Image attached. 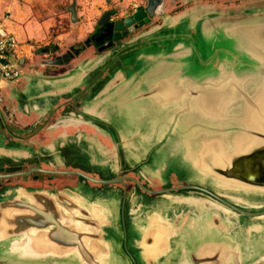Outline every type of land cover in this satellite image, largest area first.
I'll return each mask as SVG.
<instances>
[{
	"label": "crops",
	"instance_id": "crops-1",
	"mask_svg": "<svg viewBox=\"0 0 264 264\" xmlns=\"http://www.w3.org/2000/svg\"><path fill=\"white\" fill-rule=\"evenodd\" d=\"M67 1L70 0H64V2ZM111 1V9L104 10ZM115 1L74 0L68 8L69 18L64 19L63 23L41 22L43 9L36 8L41 14L34 17L30 5H25L24 10L20 9L23 12L26 11L28 17L20 16L18 12L13 21L4 20L8 30L21 44L23 57L19 67L21 77L15 81L16 83H0V137L4 138L0 139V177H6L0 179V189L7 188L9 195L18 192L19 196V187L25 191L35 189L52 191L54 187L51 183L65 184L70 189H75L78 185V179L75 177H55L41 173L19 177V173L32 169L51 172L80 170L99 180L102 176V180L121 176L134 178L133 171L137 168L136 165L147 158V161L151 159L148 165L149 170L157 178L161 179L167 175L176 166L170 169L164 167L165 163L161 167L156 166L158 159L164 154L166 142L174 136V132H171L169 128L177 120L176 112L169 113L168 107H163L166 105L156 104L164 93L163 88L157 97L151 100L152 97L149 94L156 95V93H152L149 86L159 79L180 74L181 79H174V77L171 79L170 92L172 93L175 84L183 83V76L191 78L190 76L199 75L192 70L188 58L192 60L193 57L200 56V53L207 56L209 50L204 48L198 51L193 37L194 29H201L205 39L208 36L210 39L212 37V40L219 44L217 53H222L220 55L222 56L228 55V52H224L227 51L226 48L222 47V42L227 38L223 36V33H226L227 29L236 24H252L264 20V0H188V2L181 0L180 4L175 5L171 0H166L171 9L166 12L163 10L166 4L161 5L163 14L154 18L148 30L145 29L144 32L136 35L137 40L145 35L149 37V41L145 42L143 38L139 45L134 47L133 52L134 58L136 57L135 62L142 65V68H149V71L162 68L165 72L161 74L156 72L151 80L141 81L136 86V92L128 97L123 89L108 93H104L103 89L100 91V85L96 81L104 59L96 55L93 47L87 48L78 56L73 54L74 56L67 61H60L97 30L102 16L109 10L125 8L127 11L129 8L131 10L134 6L137 7V3H139L138 7H144L147 4L146 0H127V4L122 6L117 5ZM90 2L93 6L89 10L87 6L85 7V3ZM72 6L76 7L79 20L77 23L72 21ZM125 9L123 17L127 14ZM236 11L239 13H230ZM163 26L165 27L160 28ZM40 27L43 30L35 36ZM186 27L187 30L184 31ZM44 42H48V47H40L39 43ZM158 43L167 45L168 52H162L160 49L163 47L157 49ZM215 43L213 46L216 45ZM173 47L175 49L171 52L170 49ZM213 52L211 46L210 54ZM212 67L213 62L210 70ZM174 89H177L176 86ZM139 95L141 99L136 100ZM83 101H89V105L82 108L76 107L77 103L81 104ZM64 108L71 112L69 118L61 116ZM119 109L124 110V117L129 118L127 129L131 137L127 140L128 137L122 134L124 141H119L115 138L100 136L94 127L97 121L94 119L115 118L117 117L115 113ZM91 118H94L92 122H88ZM169 132L173 134L170 136ZM120 145L122 148L118 149ZM159 147L163 148L162 152L157 155L153 153L154 151L151 152L152 148ZM7 176L13 177L7 178ZM83 184L84 186L76 191L78 196L72 193L71 196L81 200L83 207L88 204L99 206L98 208L102 209L101 218L105 220L102 228H107L108 224L112 226L115 217L120 214L123 186L117 184L107 188L101 186L95 188L84 181ZM127 186L131 187L129 184H126ZM185 197L186 193L164 195L149 202L142 196L139 197L138 203L130 200L131 208L134 211L137 210L144 230L153 220L155 233L163 227V222L169 223L166 213L186 205L196 209L198 219L204 222L207 228L195 244L189 241V247L185 242L179 244L180 239L184 237L183 241H185L188 235H184L183 232L177 234L173 238L174 241L176 240V245L172 251L166 249V246L163 248L162 237L157 236L156 241L160 244H157L160 249L158 255L155 254L156 249H153V246L149 247L150 236L148 237V233H145L141 238V244L147 243L148 250L136 249L142 263L154 261L155 264H232L231 261L240 250V245L232 236L235 224L231 213L225 212L222 208L220 210L208 202L202 203V199L195 200L197 203L189 204L184 202V199L190 198ZM9 200H12V196ZM246 205L255 206L253 203L250 205L246 203ZM214 217L218 225L212 223ZM246 225L249 227L250 241L247 249L250 245L256 247L262 244L264 238L256 237L255 234L257 233L258 236V232H264V217L246 220ZM252 226L257 229H253ZM135 242H138V239ZM173 254L176 256L174 257ZM14 257L19 259L17 255ZM165 259L166 261L163 262ZM23 261L30 263L27 260ZM59 262L41 259L33 263L60 264ZM63 262L74 264L70 263V260L61 261L62 264Z\"/></svg>",
	"mask_w": 264,
	"mask_h": 264
},
{
	"label": "water",
	"instance_id": "water-1",
	"mask_svg": "<svg viewBox=\"0 0 264 264\" xmlns=\"http://www.w3.org/2000/svg\"><path fill=\"white\" fill-rule=\"evenodd\" d=\"M161 5L160 0H147L146 6H137L115 21L105 14L97 26L96 41L111 38L112 43L104 51L133 37L151 19L163 14ZM71 13L72 21L77 23L75 6ZM223 36L227 38L222 47L228 55L219 56L210 72L183 76V83L175 84L172 93L171 79H181L180 74L149 86L156 93L149 94L151 100L164 89L156 104L166 105L163 107H168L169 113L175 111L177 118L169 124L174 136L166 142L156 167L164 163L166 169L176 166L188 177L218 190L264 191V20L233 25ZM91 46L89 40L85 47ZM33 173L74 174L89 179L80 173L38 169L19 176ZM5 189L0 195V245L8 242L13 255L19 254L22 260H70L75 264H110L116 257L104 244L111 243V239L106 236L107 228H102V209L95 204L83 207V202L74 197L78 196L75 190L25 191L19 187L18 196V192L9 195ZM24 244H31V255L13 249ZM159 253L157 246L155 254Z\"/></svg>",
	"mask_w": 264,
	"mask_h": 264
},
{
	"label": "flooded vegetation",
	"instance_id": "flooded-vegetation-1",
	"mask_svg": "<svg viewBox=\"0 0 264 264\" xmlns=\"http://www.w3.org/2000/svg\"><path fill=\"white\" fill-rule=\"evenodd\" d=\"M134 10L137 9L136 6L132 8ZM132 13L130 11L127 12ZM232 14H238L239 11H236L235 13L230 12ZM105 14H110L111 16V21H115L118 19H121L123 17V11L122 9L119 8H114V10H109ZM104 14V16H105ZM126 15V14H125ZM124 15V16H125ZM102 16L101 20L104 18ZM100 20V21H101ZM154 18L151 19L150 24H148L144 29L141 31L137 32L133 37L128 38V39H123L119 43H115L112 48H109L107 50L103 49L107 46H110L112 43L111 38L108 39L107 41L104 42H97L95 37L97 31H95L83 44H87L89 40H91L92 46L95 49V53L98 56H101L103 60V65L100 67L99 73H98V80L96 81L100 85V91L103 89L104 93H108L109 91H117L123 89V92L127 94L128 97H130L132 94L136 92V86H138L141 81H147L148 79L151 80L152 76L158 73H163L165 72L164 69L162 68H157L153 71H149V68H142V65L137 64L135 61L136 57L134 58V47L139 43L140 41L144 38V41H149V37L143 35L139 40L136 39V35L140 32H144L145 29L148 30L150 28L151 24H153ZM188 26V25H187ZM160 27V28H164ZM183 30V27H182ZM187 30V27L184 31ZM205 34L201 29H194L193 30V37H194V42L197 43L198 46V51L202 50L204 48L209 50L208 55H201L196 56V58L193 57V59L188 58L189 64L192 66V70L194 72H198L199 74H206L210 71V66L212 62H214L222 53H217V48L219 47V44L215 43L208 37L205 39ZM193 42V43H194ZM214 43L216 44L215 46ZM81 45H77L76 48L72 49L73 50H78L77 48L80 47L81 51L79 54H81L84 50L87 48L91 47H85ZM82 46V47H81ZM211 46L213 47V54H210L211 51ZM157 49H160L163 47V49H160L162 52H168L167 51V45L158 43L156 45ZM175 48L173 47L171 52ZM219 49V48H218ZM79 51V50H78ZM102 51V52H101ZM159 51V52H161ZM72 52L70 55L67 54L63 57V59H60V61L64 60L67 61L68 59H71L74 55L78 56L79 54H74ZM105 61V62H104ZM148 62V61H146ZM149 71V72H148ZM155 73V74H154ZM89 105V101H83L81 104L76 105V107L82 108L83 106L85 107L86 105ZM80 105V106H79ZM87 105V106H88ZM62 109V108H61ZM64 110V111H63ZM62 110V117H68L71 115V112L66 111V108ZM122 111V112H121ZM120 112L122 114H120ZM124 110L119 109L118 112L115 113L117 117L111 118V119H94L91 118L88 122H92V120H97L94 123L95 129L98 131V134L100 136H106L111 139L115 138L119 141H124V138H122V134L126 135L128 138L127 140L131 137L130 136V131L127 129V123L128 119L127 117H124ZM122 115V117H121ZM53 117V116H52ZM69 118V117H68ZM170 136L173 134L171 132ZM164 136V135H163ZM166 136V135H165ZM164 136V137H165ZM97 138V137H96ZM122 148L120 145L118 149ZM154 151V152H153ZM163 148H152L151 152L157 155V153L162 152ZM150 152V153H151ZM149 153V154H150ZM120 156V154H119ZM149 157V156H148ZM156 157V156H154ZM151 162V159L147 161L144 160L140 164L136 165L137 168L133 171L135 177H130L127 178L125 176H121L118 178H114L111 180H102L101 179H96L88 175V173L84 171H65V172H58V173H80L89 179H86L84 177L78 176V175H55V174H45V175H50V176H55V177H75L78 179V185L75 187V190L77 191L79 188L83 187V181L87 184L95 186H101V187H106L110 185H101V184H96L92 182V180L96 182H107V181H116V184H112L111 186L121 184L123 186L122 190V200L120 203V214L118 217H115L114 221L112 222V226L107 225L106 229V236H109V234L114 233L115 236H117V241H113L111 238V243H106V249L111 250L112 253L115 254V258L111 261H109L110 264H143L141 261V258L139 254L137 253L138 250H148L147 243L146 244H141L142 237L145 233H148V240L150 241L149 247L153 246V249L157 248V236H161V244L163 243L164 247L166 246V249L172 251L173 247L176 245V240L174 241V237L177 236V234H183L186 236L188 235L187 239L183 241L182 237L179 241V244L181 245V242L187 243L186 246L189 247V241H191L193 244H195L199 236L206 230L207 228L204 226V222L200 221L198 219V216L196 214V209L192 206H182L176 208V210L172 209L173 212H168L166 213L169 223L163 222V227L159 228L155 233V223L152 220L150 222V225L144 230L143 224L141 222V219L139 215L137 214V210H132V201H135L138 203V199L140 196L146 198L147 202L149 201H154L158 197H162L164 195H179L186 193L193 195L196 200L202 199L206 200L210 205H214L218 209L221 210L224 209L225 212L231 213L232 217L234 218V229L232 231V236L234 241L238 245H240V250L236 253V256L233 257L231 263L232 264H264V242L260 245H250L249 249H247V245L250 242L248 237L249 233V227L246 225V220H252L255 218H262L264 217V191H258L255 193H245L242 190H218L213 188V186H209L207 183H201L198 182L197 180H194L186 175V173L178 169V167L172 168L167 175L162 177L161 179L157 178L156 175H154L150 170H149V163ZM35 170V169H32ZM31 170V171H32ZM42 170V169H38ZM46 171V170H44ZM30 172V171H28ZM25 172V173H28ZM48 172V171H47ZM51 172V171H49ZM25 173H19L20 174H25ZM163 175V173H161ZM17 176V175H16ZM22 177V176H19ZM27 177V176H23ZM5 177H0V179H4ZM91 179V181H90ZM166 181H172L174 182L173 185H171V188L167 189L168 187L165 186ZM126 184H129L131 187L127 186ZM52 187H54L53 190H69L70 187L66 186L65 184H59V183H51ZM50 185V186H51ZM163 185V186H162ZM161 186L163 187V190L161 189ZM209 186V187H208ZM56 187V188H55ZM3 190H6L4 188L0 189V195ZM183 191V192H182ZM94 195V194H93ZM132 198V199H131ZM132 200V201H130ZM169 201V199H168ZM184 202H187L189 204H192L191 199H184ZM246 203L250 204H255V208H252L254 206H249L248 210L244 209L245 207H248ZM136 205V204H135ZM150 209H153L149 206ZM137 209V208H136ZM157 209V208H156ZM134 211V212H133ZM212 223L214 225H218V222L216 218H212ZM245 224V225H244ZM253 229L255 226H252ZM184 228H186L184 230ZM107 230H110L111 233H108ZM122 234V235H121ZM120 236V238H119ZM256 237H261L262 239L264 238V232L260 231L255 234ZM172 237V239H171ZM138 239V242H135V240ZM260 239V238H259ZM123 240H125L126 245L124 246ZM138 243V244H137ZM130 245V246H129ZM160 245V244H159ZM246 245V246H245ZM31 244L29 245H15L14 250L21 251L23 255H31L32 248ZM129 248L130 252L132 251L133 253L137 254L138 256V262L137 260L133 259L130 261L125 254V250L123 248ZM162 248V250H163ZM180 251V248H179ZM12 249H9V252L4 254L3 256L0 257V264H19V259L13 258V256L16 255H10ZM123 252V253H121ZM120 253V254H119ZM177 253V251H175ZM181 253V252H180ZM33 254V253H32ZM19 256V254H17ZM175 257L176 254H173ZM102 257V256H99ZM1 258H3L1 260ZM28 262L32 263V260H27ZM166 259L163 261L165 262ZM37 262V261H34ZM25 263V262H24ZM27 263V262H26ZM62 264L61 262H59ZM70 263H74L70 261ZM63 264H67L63 262ZM75 264V263H74ZM144 264H155L154 261H147Z\"/></svg>",
	"mask_w": 264,
	"mask_h": 264
},
{
	"label": "rangeland",
	"instance_id": "rangeland-1",
	"mask_svg": "<svg viewBox=\"0 0 264 264\" xmlns=\"http://www.w3.org/2000/svg\"><path fill=\"white\" fill-rule=\"evenodd\" d=\"M116 1H117V5H120L121 4L122 6L125 5V4H127V2H128L127 0H116ZM138 1H140V0H138ZM73 2H74V0H70V1H67V2H64V0H27L26 2H23L22 0H0V22H4V20H7V19L13 21L14 18H15V15L18 12H19V15L20 16L24 15V16L28 17V14L25 13L26 11L23 12L20 9L22 8L24 10L25 5H30L32 7V12H33L34 17L35 16H39L42 13L43 17L40 18L41 22L46 21V22H50V23L51 22H53V23H55V22L56 23L62 22L63 23L64 22V19L69 18L68 8H69V6ZM146 2H147V0H146ZM160 2L162 3V5L163 4H166L164 6V8H163V10H165L166 12L169 11V9H171L170 4L166 0H160ZM171 2L175 5L177 3L180 4L181 0H171ZM184 2H188V0H186ZM85 4H86L85 7L86 6L88 7L87 9H89V8H91L93 6V3L92 2H90L89 4L88 3H85ZM136 5L139 6V3H137ZM107 6L108 7H105L104 10L111 9V7H112V1H111V4H109V5L107 4ZM36 8L37 9L38 8H42L43 10L40 13L39 11H37ZM82 8L85 11H88L84 7H82ZM124 9L125 8H123L122 11ZM129 9L127 11L125 9V11L126 12H128V11L132 12L133 9H131V10H129ZM31 26L33 27V25H31ZM37 30H38V33L35 34V36L36 35H39L40 31H42L43 28L40 27ZM39 45H40V47H48L49 44H48V42H44L43 44H40L39 43ZM82 46H85V45L83 44ZM77 49L79 51H81L80 47H78ZM17 65H18V67H20L21 66V62H19ZM199 75H204V74H199ZM13 83H16V82L7 83V84H13ZM5 129H6V126H5ZM0 139L3 140L4 138L3 137H0ZM173 184H174V182H172V181H166L164 185L168 187L167 189H169V188H171V185H173ZM185 198H190L193 203H197L195 201L196 198L193 195H191V194H187ZM204 202H207V201L206 200H203L202 203H204ZM198 204H199V202H198ZM255 207L256 206H254L252 208H255ZM248 208H249V206L248 207H245L244 209L248 210ZM107 232L108 233H111L110 230H107ZM108 237L110 239L112 238L113 241H115V242L117 241V236H115L114 233L109 234ZM119 238H120V236H119ZM122 242H123V244L125 246L126 245L125 240H123ZM129 248L127 249V248L124 247L123 249L125 250V252L124 253L121 252V253L125 254L130 261H132L133 259L134 260L136 259L137 262H138V256H137V254H135V252L133 253L132 251L130 252V249ZM7 252H9V244H8V242L5 243V244L0 245V257L3 256L4 254H6ZM20 258L21 257L19 256V264H35V263H33L34 261H32V263H26L25 261H23ZM2 259L3 258H1V260Z\"/></svg>",
	"mask_w": 264,
	"mask_h": 264
},
{
	"label": "built area",
	"instance_id": "built-area-1",
	"mask_svg": "<svg viewBox=\"0 0 264 264\" xmlns=\"http://www.w3.org/2000/svg\"><path fill=\"white\" fill-rule=\"evenodd\" d=\"M22 47L4 22H0V83H12L21 77L18 63L22 60Z\"/></svg>",
	"mask_w": 264,
	"mask_h": 264
}]
</instances>
